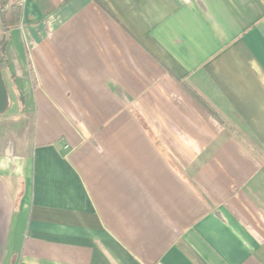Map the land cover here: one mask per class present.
Here are the masks:
<instances>
[{
  "label": "crops",
  "instance_id": "crops-1",
  "mask_svg": "<svg viewBox=\"0 0 264 264\" xmlns=\"http://www.w3.org/2000/svg\"><path fill=\"white\" fill-rule=\"evenodd\" d=\"M0 264H264V0H5Z\"/></svg>",
  "mask_w": 264,
  "mask_h": 264
},
{
  "label": "trees",
  "instance_id": "trees-1",
  "mask_svg": "<svg viewBox=\"0 0 264 264\" xmlns=\"http://www.w3.org/2000/svg\"><path fill=\"white\" fill-rule=\"evenodd\" d=\"M5 3L0 5V69H5L4 49L7 43V33L16 25L18 11L14 7L5 9Z\"/></svg>",
  "mask_w": 264,
  "mask_h": 264
},
{
  "label": "water",
  "instance_id": "water-1",
  "mask_svg": "<svg viewBox=\"0 0 264 264\" xmlns=\"http://www.w3.org/2000/svg\"><path fill=\"white\" fill-rule=\"evenodd\" d=\"M9 106V93L3 78V73L0 69V115L4 114L8 110Z\"/></svg>",
  "mask_w": 264,
  "mask_h": 264
},
{
  "label": "rangeland",
  "instance_id": "rangeland-1",
  "mask_svg": "<svg viewBox=\"0 0 264 264\" xmlns=\"http://www.w3.org/2000/svg\"><path fill=\"white\" fill-rule=\"evenodd\" d=\"M5 3V0H0V5Z\"/></svg>",
  "mask_w": 264,
  "mask_h": 264
}]
</instances>
